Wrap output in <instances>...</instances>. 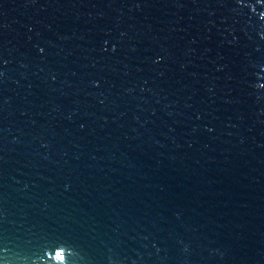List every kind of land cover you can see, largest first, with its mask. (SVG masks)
<instances>
[{
	"label": "water",
	"instance_id": "95a60500",
	"mask_svg": "<svg viewBox=\"0 0 264 264\" xmlns=\"http://www.w3.org/2000/svg\"><path fill=\"white\" fill-rule=\"evenodd\" d=\"M0 264H264V0H0Z\"/></svg>",
	"mask_w": 264,
	"mask_h": 264
}]
</instances>
